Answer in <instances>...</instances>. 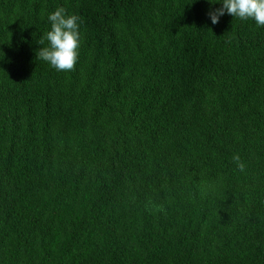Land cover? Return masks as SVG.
<instances>
[{"label": "trees", "instance_id": "1", "mask_svg": "<svg viewBox=\"0 0 264 264\" xmlns=\"http://www.w3.org/2000/svg\"><path fill=\"white\" fill-rule=\"evenodd\" d=\"M209 8L0 0V264H264V27Z\"/></svg>", "mask_w": 264, "mask_h": 264}, {"label": "clouds", "instance_id": "2", "mask_svg": "<svg viewBox=\"0 0 264 264\" xmlns=\"http://www.w3.org/2000/svg\"><path fill=\"white\" fill-rule=\"evenodd\" d=\"M207 13L211 24H218L224 15L239 20H252L256 27H264V0H207ZM219 4V7H211ZM50 28L45 38L47 46L38 55L58 72H71L78 63L81 46L80 18L63 7H57L47 15ZM240 170L244 169L239 164Z\"/></svg>", "mask_w": 264, "mask_h": 264}]
</instances>
